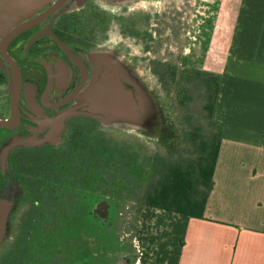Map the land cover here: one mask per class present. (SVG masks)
Returning a JSON list of instances; mask_svg holds the SVG:
<instances>
[{"label":"rangeland","instance_id":"1","mask_svg":"<svg viewBox=\"0 0 264 264\" xmlns=\"http://www.w3.org/2000/svg\"><path fill=\"white\" fill-rule=\"evenodd\" d=\"M51 1L0 0V40ZM127 1L122 5L119 0H77L66 12L86 14L79 25L97 52L94 68L98 76L92 83L104 67L118 70L125 86L134 91L138 109L103 116L89 112L84 102H73L43 111L29 98L31 88L27 89L25 106L37 113L26 112L24 122L0 140V171L7 173L0 184V260L14 257L11 251L22 231V217L30 208L11 166L17 150L59 147L79 127L92 124L90 137L106 146L109 154L104 160L111 161L104 166L105 174L95 178L101 189L86 190L80 214L69 217L61 228L50 234L37 232L26 264H123L124 255L133 252L138 207L159 177L155 174L157 158L196 160L199 142L217 131L205 107L202 81L195 79L180 92L166 85L160 71L162 65L173 62L213 72L202 68L199 60L209 43L215 44L213 39L227 33L236 0ZM13 86L0 81L1 119L9 114ZM194 129L201 134L196 143L191 134Z\"/></svg>","mask_w":264,"mask_h":264},{"label":"crops","instance_id":"2","mask_svg":"<svg viewBox=\"0 0 264 264\" xmlns=\"http://www.w3.org/2000/svg\"><path fill=\"white\" fill-rule=\"evenodd\" d=\"M213 40L199 61L222 77V138L204 217L143 206L123 264H264V0H236Z\"/></svg>","mask_w":264,"mask_h":264},{"label":"trees","instance_id":"3","mask_svg":"<svg viewBox=\"0 0 264 264\" xmlns=\"http://www.w3.org/2000/svg\"><path fill=\"white\" fill-rule=\"evenodd\" d=\"M162 68L160 74L166 85L175 86L180 92L186 91L193 80L202 81L206 90L205 107L217 131L199 142L196 160L173 162L157 158L155 174L159 177L144 194L137 210V219L143 206L203 218L222 138L221 127L213 120L222 77L216 72L189 69L173 62L162 65ZM86 125L79 127L76 135L59 147L24 148L11 157L12 170L23 189L22 198L30 203V208L22 217V231L11 251L14 257L6 256L0 260V264H26L34 251L32 247L37 232L50 234L61 228L69 217L80 214L81 200L86 190L101 189L95 178L105 174L104 166L110 165L111 161L104 160V156L108 158L109 154L106 146L102 147L99 141L90 137L92 124ZM194 130L191 134L196 143L201 134L198 129ZM6 131L8 129L0 128V140ZM5 176L7 173L0 171V184Z\"/></svg>","mask_w":264,"mask_h":264},{"label":"flooded vegetation","instance_id":"4","mask_svg":"<svg viewBox=\"0 0 264 264\" xmlns=\"http://www.w3.org/2000/svg\"><path fill=\"white\" fill-rule=\"evenodd\" d=\"M76 1L52 0L0 40V81L14 84L7 105L9 114L5 119L0 118L1 120H7L11 116L12 98L17 83L20 85L19 121L15 126L24 122L26 112L37 113L25 106L28 88H31L29 98L36 100L43 111H54L73 102H82L74 98L55 106L73 92H82L98 76L94 68L97 59L92 39L79 25V19L86 14L66 12L68 5ZM94 15L89 14L90 17ZM59 40L67 45L72 55L62 48ZM1 44L4 46V53Z\"/></svg>","mask_w":264,"mask_h":264},{"label":"water","instance_id":"5","mask_svg":"<svg viewBox=\"0 0 264 264\" xmlns=\"http://www.w3.org/2000/svg\"><path fill=\"white\" fill-rule=\"evenodd\" d=\"M59 42L62 48L68 54L72 55L67 45L60 40ZM3 44H1V50L4 53ZM19 91L20 85L17 83L15 85L12 98L11 116L7 120L0 119V127L10 129L18 123ZM74 98L82 102H87V110L89 112L103 116H111L125 111L133 112L138 109V102L134 91L125 86L118 70L110 67H104L97 80L86 87L82 92L79 90L73 92L66 99L56 103L55 106L63 105ZM7 152V149L3 152V167L7 157Z\"/></svg>","mask_w":264,"mask_h":264},{"label":"bare ground","instance_id":"6","mask_svg":"<svg viewBox=\"0 0 264 264\" xmlns=\"http://www.w3.org/2000/svg\"><path fill=\"white\" fill-rule=\"evenodd\" d=\"M119 2H121L122 5H126L128 3L127 0H119Z\"/></svg>","mask_w":264,"mask_h":264}]
</instances>
